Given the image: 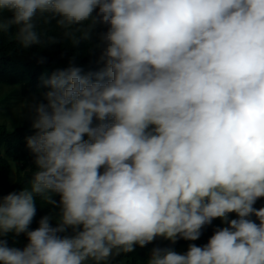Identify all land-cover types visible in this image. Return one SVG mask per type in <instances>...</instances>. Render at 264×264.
I'll return each mask as SVG.
<instances>
[{"label": "clouds", "instance_id": "9594fccd", "mask_svg": "<svg viewBox=\"0 0 264 264\" xmlns=\"http://www.w3.org/2000/svg\"><path fill=\"white\" fill-rule=\"evenodd\" d=\"M38 19L76 51L23 102L31 175L0 196V264H117L216 219L144 264H264V0H0L23 49L60 43Z\"/></svg>", "mask_w": 264, "mask_h": 264}, {"label": "trees", "instance_id": "16d2710c", "mask_svg": "<svg viewBox=\"0 0 264 264\" xmlns=\"http://www.w3.org/2000/svg\"><path fill=\"white\" fill-rule=\"evenodd\" d=\"M2 15L11 16L10 12ZM38 30L47 33L48 36H55L60 40L59 44H53L44 47L32 46L29 49H23L11 35L14 33L15 27L10 29V34L0 33V83L8 86L20 85L22 95L39 94L41 89L38 88L41 77L50 75L57 68L66 67L69 59L72 57L76 49L73 48L71 41L63 39L61 29L55 25V21L45 24L43 19L37 20ZM100 30V29H98ZM95 37L93 38V43ZM80 55L77 57V63L84 68L85 71L97 70L99 66L95 64V54L87 52V45H80ZM46 57V63H38L39 57ZM33 130L31 126L19 125L9 130L7 126L0 125V196L12 191H18L27 185L31 172L27 169L32 166V156L26 148L25 137L31 135ZM13 163L16 167V180H10V174L13 169ZM257 208L264 206V198L257 201ZM49 212V206L37 198V212L33 219L31 228L37 227L39 218ZM234 217V214L232 216ZM216 226H220L219 219L213 221L212 225L207 226L201 237L196 241L178 240L174 245L163 238H157L146 247H137L133 253L122 254L116 258L117 264H144L150 255L153 246L173 247L178 251L182 247H187L189 243L202 245L207 243L209 237L213 234ZM9 244L16 241V246L22 247L26 243V237L21 234L13 237L9 234Z\"/></svg>", "mask_w": 264, "mask_h": 264}, {"label": "rangeland", "instance_id": "374dc122", "mask_svg": "<svg viewBox=\"0 0 264 264\" xmlns=\"http://www.w3.org/2000/svg\"><path fill=\"white\" fill-rule=\"evenodd\" d=\"M30 95H22L20 85L8 86L0 83V125L7 126L12 130L19 125L31 126L29 112L27 108H23V102L29 100ZM15 163L10 174V180H16ZM187 247H182L178 252H184Z\"/></svg>", "mask_w": 264, "mask_h": 264}]
</instances>
